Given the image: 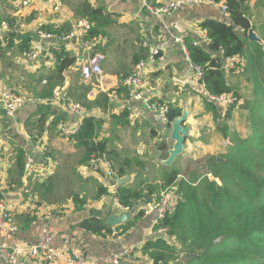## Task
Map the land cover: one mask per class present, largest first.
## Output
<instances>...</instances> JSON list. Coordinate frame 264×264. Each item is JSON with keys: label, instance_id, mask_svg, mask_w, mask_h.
I'll list each match as a JSON object with an SVG mask.
<instances>
[{"label": "crops", "instance_id": "crops-1", "mask_svg": "<svg viewBox=\"0 0 264 264\" xmlns=\"http://www.w3.org/2000/svg\"><path fill=\"white\" fill-rule=\"evenodd\" d=\"M28 1L30 4L23 7L17 1L0 0V23L19 21L25 25L24 31L15 34L0 29V91L9 89L31 99L12 116L0 106V197L16 227L13 233L0 232V249L15 247L21 264H76L74 256L84 258L87 264H154L143 250L145 245L161 237L170 239L155 232L153 204L165 190L172 193L174 203L179 200L177 185L164 187L165 178L176 172L177 181L186 183L194 184L204 175L210 179L206 174L209 163L225 153L223 144L230 143L233 134L242 136V130L232 126L237 107L226 118L224 107L216 103L210 106L205 88L187 61L185 46L206 38L201 23L222 20L221 3L183 0L181 11L159 16L139 0ZM168 1L147 0L151 6ZM83 3L111 17L112 25L101 34L106 38L105 45L101 41L37 40L38 32L56 37L70 33L72 25L85 20L78 14ZM245 8L252 25L263 23L264 0H247ZM52 46L61 47L62 53L73 60L60 82L55 63L48 67L44 52ZM37 47L43 51L36 61L23 57ZM157 47L160 50L154 55ZM95 53L104 56L102 74L83 79L80 67ZM141 61L147 63L141 70L146 84L142 96L180 113L187 112L183 151L169 166L161 162L173 146L169 139L172 123L158 121L141 101L132 100L131 90L123 85ZM225 71L233 87L247 84L241 71ZM56 88L67 101L89 106L88 110L84 108L87 116L100 122L92 143L104 145L113 166L111 179L100 163H90L85 148L76 147L59 134L60 123L72 128L79 126L83 117L69 113L60 102L34 101L44 90L52 94ZM105 95L108 102L101 104ZM25 156L32 161L27 172L23 169ZM120 179L127 181L118 185ZM148 186L154 191L149 193ZM120 189H143L141 200L132 202V218L109 227L110 234L94 235L83 230L80 225L89 218L104 223L107 216L124 213L113 207ZM47 232L53 239L43 249ZM47 250L62 256L46 260ZM119 254L122 256L115 259ZM180 259L167 264H179ZM0 264H7L2 257Z\"/></svg>", "mask_w": 264, "mask_h": 264}, {"label": "trees", "instance_id": "trees-1", "mask_svg": "<svg viewBox=\"0 0 264 264\" xmlns=\"http://www.w3.org/2000/svg\"><path fill=\"white\" fill-rule=\"evenodd\" d=\"M216 1L223 2L227 19L201 23L206 49L190 44L185 48L192 65L200 69L199 82L209 95H232L239 102L243 100L239 106L247 113L249 133L245 137L233 134L231 145L219 157L220 161L209 163L206 174L212 180L204 175L194 184L186 183L183 179L177 181L176 172L165 178L164 187L177 185L179 200L175 202L174 212L158 226L166 230L170 242L161 237L143 249L154 264H167L180 258L181 264H264V21L257 27L251 24L245 8L247 0ZM78 14L91 25L85 41L103 36L104 29L113 22L102 9H93L87 3L81 5ZM250 30L261 43L241 38L240 33ZM59 49L61 53H56L54 67L60 82L61 74L73 60ZM232 57L240 58L242 63L229 73L241 71L250 86L249 99H243L238 88L227 80L223 66ZM51 96L44 90L39 97ZM107 102L105 95L100 103ZM85 107L88 110L89 106ZM236 107V104L229 106L225 117L229 118ZM168 109V124H171L181 113ZM99 125V121L85 116L69 140L76 147L85 148L90 157L104 154L108 158L102 143H92ZM152 188L148 186L149 193L154 191ZM142 192L143 189H120L115 196L121 206L130 209L132 202L141 200ZM80 227L94 235L111 233L109 227L95 218L83 221Z\"/></svg>", "mask_w": 264, "mask_h": 264}, {"label": "built area", "instance_id": "built-area-1", "mask_svg": "<svg viewBox=\"0 0 264 264\" xmlns=\"http://www.w3.org/2000/svg\"><path fill=\"white\" fill-rule=\"evenodd\" d=\"M14 2H19L21 6L26 7L30 3L28 0H12ZM142 6L147 9L150 13L154 15H164V16H170L174 14L177 11H181L184 7V1L183 0H171L168 2H165L159 6H151L148 4L147 0H139ZM221 3L220 6V12H221V17L222 20L225 21L228 17V13L226 10V7L224 6L223 2ZM59 3L57 4V7L54 8L55 11L58 10L59 8ZM72 31L68 33L67 35H61L60 37H56L50 34L46 33H39L38 36L40 39L43 40H50V39H56L58 42L61 43H68L72 40H80L84 41L87 43H96L97 41H101L103 45L106 44V38L103 36H99L97 38H93L90 41H85V37L88 33V31L91 29V25L88 21L83 20L80 21L74 25H72ZM0 29L3 31H6L11 34L15 33H20L24 31L25 25L19 21H3L0 23ZM205 45L207 44V39L205 38L204 41H202ZM200 44L195 43L194 46H199ZM160 50V47H157L153 54L157 55L158 51ZM42 49L40 47H37L36 49L34 48L33 50L29 51L28 53L24 54L23 57L29 61H36L40 54L42 53ZM59 51V47L57 46H52V47H47V49L44 51L45 54L48 56L49 61L47 62L48 67L53 66V64L56 62V53ZM187 61L189 63L190 68L196 73V76L198 79L201 78L202 73L200 69L190 62L188 55H187ZM104 62V56L102 53H95L86 61L83 62V64L80 67V74L83 79H90L93 76H99L102 74V63ZM242 63V60L238 57H232L226 60L223 70H235L236 66L238 64ZM145 61L139 62L136 66L135 69L124 79L123 85L126 88H129L132 92V100L134 101H141L143 105L148 109L150 112H153L156 116L158 121H160L162 124L167 125L168 124V113L169 109L165 105H161L157 102H152L148 100L146 97H143V89L146 86L145 81L141 77V70L146 66ZM46 83V81H44ZM206 99L210 103H216L222 107H224L226 110L229 106L234 105V104H241V102L237 101V99L232 96V95H220V96H213L209 95L206 91ZM112 99V98H111ZM109 99V101H111ZM31 101L28 97L25 95H19L9 89H4L0 91V106L4 110V112L12 116L15 113H17L21 108H23L27 102ZM37 103H44V104H51V103H61L64 104L66 107L67 111L69 113H74L80 115L82 112H84V108L77 103H73L70 101H67L62 95H61V90L59 88H56L52 92V96L49 98H40L36 97L34 99ZM79 126L76 125L72 128H69L66 126L65 123H60L58 125V131L59 134L65 139L69 140L78 130ZM231 144L228 142H225L223 146L227 148ZM31 159L28 156H25L24 158V164H23V169L24 172L29 171L31 168ZM90 163L91 164H96L100 163L105 170L106 177L111 179L114 176L113 172V166L111 161L106 157L104 154H98L95 156L90 157ZM173 189V188H172ZM176 192V191H175ZM113 207L122 209L124 212H129V208H125L120 205L118 198L114 196L113 199ZM175 210V203L172 199V193L169 192V190H165L160 193L158 196L157 200L154 202L153 207H152V212H153V221H154V228L155 232L158 235H166V230L158 227L161 223V221L171 215ZM16 231V227L13 223L12 217L6 207V204L4 200L0 197V232L3 235H6L8 233H13ZM53 236L51 233L47 232L46 237L43 241V249L47 248V245L52 241ZM35 251L33 250V253ZM47 256L46 260H51L53 258H59L61 257V253H55L52 252L51 250H47ZM19 254V251L15 249V247H10V248H2L0 249V257L5 261L7 264H21L18 259L17 255ZM122 254L116 255L115 259L120 258ZM74 263L76 264H87L86 261H84V258L80 256H74L73 258Z\"/></svg>", "mask_w": 264, "mask_h": 264}, {"label": "water", "instance_id": "water-1", "mask_svg": "<svg viewBox=\"0 0 264 264\" xmlns=\"http://www.w3.org/2000/svg\"><path fill=\"white\" fill-rule=\"evenodd\" d=\"M211 1V0H210ZM154 19H156L154 17ZM240 36L242 39H246L248 42H256V43H261L260 38L257 36L253 30L248 31L247 33H240ZM40 41V38L37 39ZM54 40L58 43L56 39H50ZM201 47L206 49V46L202 41L199 43ZM88 115L87 111H84L80 114L81 117H85ZM187 118V112L182 111L181 115L177 117L176 119L173 120L172 122V130H171V135L169 137L170 141L173 142V146L171 149L167 151L168 157L166 158L165 161H162V165L169 166L171 163L175 160V158L182 153L183 147H184V141L185 137L187 135V127L183 126V123L185 119ZM217 162L220 161V159H216ZM127 180L126 179H120L118 181V185H123L125 184ZM144 199H147L146 197ZM134 215V210L129 211V212H124V213H119V214H114V215H109L106 217L104 224L107 227H116L119 225H122L129 221L132 216ZM219 240H216L218 242ZM73 258V256L71 255ZM192 258V256H191ZM181 264V263H179Z\"/></svg>", "mask_w": 264, "mask_h": 264}, {"label": "rangeland", "instance_id": "rangeland-1", "mask_svg": "<svg viewBox=\"0 0 264 264\" xmlns=\"http://www.w3.org/2000/svg\"><path fill=\"white\" fill-rule=\"evenodd\" d=\"M236 87L238 88L239 94L243 99H249L250 98L251 91H250V86L248 84H246L242 88H240L239 85H236ZM242 101L243 100H241V103H242ZM237 108H239V110H237ZM237 108H236L237 116H235V118L232 120V126H237L240 131L242 130V134H241L242 136L241 137H245L249 133L248 122L246 120V117H244V114H246V113L244 110H241L242 113H240L241 111H240L239 104H237ZM238 113H239V116H238ZM228 147H227V149H228ZM223 150H224V148H223ZM226 150H225V153H226ZM210 180H212V178H210ZM215 181H216V183L219 184V181H217V180H215Z\"/></svg>", "mask_w": 264, "mask_h": 264}]
</instances>
